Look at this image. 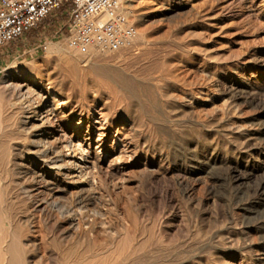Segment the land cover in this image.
<instances>
[{"label": "rangeland", "instance_id": "374dc122", "mask_svg": "<svg viewBox=\"0 0 264 264\" xmlns=\"http://www.w3.org/2000/svg\"><path fill=\"white\" fill-rule=\"evenodd\" d=\"M127 6L137 36L118 52L69 48L63 8L0 49L11 264H264V0ZM25 75L57 97L49 108L87 150L73 162L86 177L28 152L21 101L3 85Z\"/></svg>", "mask_w": 264, "mask_h": 264}, {"label": "built area", "instance_id": "2783aa9c", "mask_svg": "<svg viewBox=\"0 0 264 264\" xmlns=\"http://www.w3.org/2000/svg\"><path fill=\"white\" fill-rule=\"evenodd\" d=\"M129 0H0V49L21 40L32 30L55 18L60 9L66 21L57 34L66 31L69 48L115 53L137 36L128 18Z\"/></svg>", "mask_w": 264, "mask_h": 264}, {"label": "bare ground", "instance_id": "6f19581e", "mask_svg": "<svg viewBox=\"0 0 264 264\" xmlns=\"http://www.w3.org/2000/svg\"><path fill=\"white\" fill-rule=\"evenodd\" d=\"M130 15H132L131 12L127 11V16L129 17ZM133 41H135V39ZM137 41H139V40H137ZM49 46L53 49L59 48L58 44H53V45L50 44ZM92 51H94V50H92ZM67 53H69L68 55H71L70 52H67ZM31 70L32 69H30L29 71H31ZM40 81H38L37 78H34L31 81V78H29L28 75L18 76L16 78H14V77L11 78L10 76H8V78L3 81L4 87L12 93L11 95L12 96L14 95L17 99H19V101H21L20 102L21 103L20 108L22 109V112L19 115L20 116V125L26 134L23 141H27L29 143V145L31 146V148H29L27 150L30 154L33 155L35 160H38L41 163L43 170L48 169V171L54 172L55 175H61V176L65 175V176L70 177V175H72V176L76 175V177H78L79 179L86 177L87 173L85 171V166L84 165L79 166L78 162H76V163H73V162H74V157L77 153L79 154L78 157H80L82 159L84 157L85 153L87 154L88 152H87V150H85L84 145L82 144V142L80 140L76 144H74V141L72 140V136L68 137L66 135L65 130L62 127L58 126L57 121L59 120V117H58L57 113L55 112L57 107L55 109L49 108V105L52 102V100L54 98H57V97L50 90H45L46 91L45 92L43 90V86H42V83ZM57 102H59L58 105H60V104L65 105V103H66L65 101L63 102L62 99L57 100ZM15 112H16V110H15ZM16 120H17V118H16ZM0 126H1V123H0ZM13 126H12V128H13ZM18 139L21 140V138H18ZM22 139H23V137H22ZM7 141H4V142H7ZM54 141L59 142V146L57 148H56V146L54 147L52 145V143ZM7 143H5V145ZM2 145H3V143H2ZM8 146H3V147L7 148ZM3 147L0 146V153L1 154H2V151H4L6 149L5 148L4 150H2ZM87 147H88V145H87ZM7 152H8V150L5 152V154ZM1 154H0V163L2 165L3 162L1 161V159L4 160L5 158H4V153H3V157L1 156ZM14 163H17V162H14ZM73 164H74V168H71L72 170H70L69 166H71ZM11 167H9V168H11ZM19 167H21V166H19ZM0 168H1V166H0ZM2 169H0V170H2ZM77 170H79V171L76 172ZM1 172H3V171H1ZM45 172L46 171H44L42 173H45ZM42 173L40 171L39 172L33 171V174L36 175L38 178H41V180L44 179V177H43L44 175ZM48 175H49V173H48ZM43 182H45V181H43ZM5 192H6V190H5ZM55 201H52L53 207H56L58 205L57 202H55ZM65 212H66V210H65ZM5 225H7V224H5ZM6 232H7V230H6ZM5 240L3 239L2 241H0V264H11L12 257L9 256L11 250H10V246L8 245V243L5 242Z\"/></svg>", "mask_w": 264, "mask_h": 264}]
</instances>
